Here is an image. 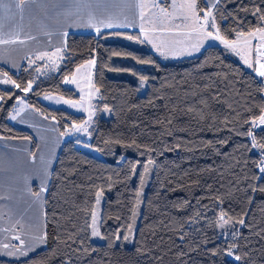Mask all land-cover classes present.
I'll use <instances>...</instances> for the list:
<instances>
[{"label": "trees", "instance_id": "trees-1", "mask_svg": "<svg viewBox=\"0 0 264 264\" xmlns=\"http://www.w3.org/2000/svg\"><path fill=\"white\" fill-rule=\"evenodd\" d=\"M197 4L198 10L209 8L204 0ZM163 6L169 8L170 0ZM257 6L264 10L262 0H220L213 9L220 35L233 40V29L247 32L264 26L243 10ZM92 59V81L99 91L91 135L82 141L100 149L102 157L77 147L81 140L75 134L63 136L45 195L47 243L23 259L0 258V264H264V192L259 190L264 179H253L264 174L253 163L260 150L252 149L245 134L251 126L244 123L264 106V84L226 47L209 45L197 55L170 59L153 51L139 30L70 32L57 70L40 73L43 62L33 58L18 71L0 64L22 86L34 81L27 93L0 85V94L11 96L0 103V137L30 138L35 145L33 134L10 120L17 97L54 120L61 133L71 122L85 121L84 114L46 104L42 97L78 98L64 79ZM115 69L148 77L145 92L139 93L138 82L111 76ZM105 107L111 111L108 118L102 116ZM201 110L205 119L199 118ZM254 131L257 141L264 142L261 129ZM110 139L122 143L106 145ZM133 141L140 147L123 146ZM209 141L211 148L206 147ZM142 179L148 186L137 214ZM101 189L100 232L109 239L97 243L88 224ZM221 211L245 220L247 226L236 225L235 240L232 230L225 236L216 223ZM136 217L133 244H115L114 235H128ZM233 243L240 261L223 252L212 254Z\"/></svg>", "mask_w": 264, "mask_h": 264}, {"label": "snow or ice", "instance_id": "snow-or-ice-1", "mask_svg": "<svg viewBox=\"0 0 264 264\" xmlns=\"http://www.w3.org/2000/svg\"><path fill=\"white\" fill-rule=\"evenodd\" d=\"M93 2H100V0H0V11L6 10L9 13L8 20H9V28L8 31H5V26L3 23H0V46L2 45H15V44H23L25 43V40L20 39L21 32L23 31V28L21 26H16L15 28L12 27V24L15 23L17 17L19 19L24 18V11H25V5L26 4H38V5H48L51 4L52 8L51 11H54L59 8H63L64 5H80L85 4L89 7ZM112 2H115V0H112ZM126 4V6L131 11L132 15L139 19L140 21V30L143 33L144 37H147L149 41H152L155 44L156 50L160 52L162 55H184L188 54L191 55L195 52L200 51L201 47L204 44L205 40H219L221 41L227 49L232 50L237 55H242L243 52H247V56H242L244 63L247 64L249 67H252L253 61L249 59V56H252L255 54V56L258 58V61H264V26L257 27L254 29H250L247 32L244 31H236L233 29V32L236 36V39L228 40L225 39L220 35V29L218 28L216 24V16L213 12V9H216L218 7V4L220 0H204L205 3H209L210 7L205 9H199L198 10V4L197 0H185L184 3H181L178 8L180 11V16L178 17L181 21H188L189 24L183 25L186 28H189L190 30L184 33L186 42L183 43V47H181L178 50H173L171 48H166L162 44H156L155 41L152 39V36L150 34L151 32L156 31H171L173 28L180 29L181 25L175 24L174 21L177 17H175L174 12H170L167 8L163 6L165 0H151V3L146 2V0H122ZM264 2V0H262ZM172 8L175 10L177 8L176 0H172ZM146 9L149 11L146 13ZM246 13L251 14L254 18H259V22L261 24H264V10H262L259 6L255 7L254 10L244 8L243 9ZM79 12V8L77 7L76 12L66 10L63 14L65 17L76 15ZM201 13H203L201 15ZM60 12H55L56 16H59ZM226 19V17H222ZM118 17L115 16H108L106 19H98L95 14H93L91 11L88 12L87 15V21L83 25L84 27H89L95 30L96 33H100L101 29H111L114 26V21L117 20ZM125 20H127V16L124 17ZM148 20L149 23L153 24V27L151 30L146 29L144 27L145 21ZM158 23V27H157ZM80 26V25H75ZM127 27L131 28L135 26V23H127ZM211 29V30H209ZM46 35L49 33H45ZM63 35H67V33H63ZM129 39H133V37H128ZM193 38L194 42H193ZM26 39L33 40L35 37H32L31 35H27ZM136 39H140V37H136ZM256 41L255 44L252 42ZM141 42H145L144 40H141ZM62 49H56V53H60ZM39 60H46L48 58V54L45 53L44 55H39L37 57ZM62 58V57H61ZM5 57L3 55H0V60H4ZM35 61H29V64H33ZM89 66L95 65V59H92L87 62ZM140 63H151V61L148 60H141ZM12 67H17L15 63L12 64ZM82 67V66H81ZM39 71V69H37ZM77 71H79V67L77 68ZM256 74L264 78V62H260L259 66L255 69ZM140 83L143 85L147 80L148 77L146 76H140ZM34 81H26L23 86L20 83H17L16 80L12 79L7 72H5L2 68H0V85H8L11 88L19 89L21 92L27 93L28 91L32 90ZM64 83L70 84V85H77L78 81L76 80L75 76L73 75L71 78H65ZM94 87V86H93ZM97 92L99 89H95ZM261 92H264V87L260 88ZM88 101H85L84 96H81V99L79 101H71L66 100L64 103L71 105L74 108H81L84 111L88 112V119L83 121L82 123H75L71 122L70 128H68L66 131L60 133L61 136H71L73 133L78 132H84L88 135H91L89 132V127L92 124V116L94 115V112L91 111V93L88 94ZM11 96L7 94H0V103L6 102L7 99H10ZM46 99H57V102L59 101V98H54L52 96H47ZM23 98L17 97V102L22 103ZM203 103V102H202ZM88 105L87 107L85 105ZM23 110V109H21ZM13 111H16L14 108ZM191 111V109H190ZM251 111V109H249ZM17 115H19V112H17ZM200 119H205L206 117L203 114V110H201ZM11 119H16V116H12ZM171 123V121H169ZM244 123L249 124L251 126V130H249L247 133H245L247 136H249L250 143L252 146V149H259V160L253 161L255 166L257 167L258 171L262 174H264V142H258L255 135V129L259 128L261 129V132L264 133V106L259 107V115L253 116L250 120H245ZM225 125H227V120L225 121ZM106 145H111L113 143L115 144H121L122 142L120 140H106L104 141ZM124 147H136L139 148L140 146L135 144L133 141L130 144H124ZM147 151H154V149L150 148L149 146H144ZM176 147H180V144H177ZM206 147H213L212 142L209 141L206 145ZM98 151L100 149H97ZM171 150V149H169ZM251 150V149H250ZM143 155V153H141ZM29 156L31 158L30 162L33 164L37 163V158L34 154L29 153ZM123 160L124 157H121ZM149 164L154 163L153 161L149 160ZM51 160L45 159L44 156L39 157V164L36 168V171L34 173L35 178H37L40 181V191L39 192H33L31 187H27V194L30 199L33 200V202H38L41 198V194L46 191V184L47 180L49 178ZM136 164H139L137 161ZM145 171H148L147 165H144ZM132 173L135 174V165H133V168L131 169ZM253 179H264V176H254ZM31 180V177L26 178V184H29ZM141 185H143V179L141 180ZM260 191L264 192V188L259 189ZM103 194V189L98 191L96 193V204L98 205L100 202V196ZM91 222L88 224V228L90 230L91 237L99 238L101 240H107L108 237H105L101 234L99 231V225L97 223V214L95 212H92L91 214ZM246 215V214H245ZM17 224H20V221L18 220L16 222ZM217 225L221 229H227L232 230V236L235 240V237L237 233L234 231L237 224L241 226H247L245 224V220L243 218L240 219H234L232 217H228L227 214L223 211L219 213V216L216 221ZM21 229H23V225H20ZM16 241H18L17 245H9V244H0V254L14 257V256H27L30 251H34L36 247L45 245L47 243V233L43 232L40 234H34L28 236V244L25 246V240L21 239L19 235L15 237ZM58 239V238H57ZM69 239H72L71 236H69ZM113 239L120 240L121 237L117 233L114 235ZM130 239L129 235L123 236V240L128 241ZM183 239V237H181ZM209 241L205 240L204 243H208ZM64 243H67V241H64ZM82 243V241H81ZM238 248V244L233 243L229 245L225 250H219L214 249L212 250V254L216 255L218 252H223V254H226L229 257H233L236 261H240L242 257L240 255H235V249ZM84 251H87L85 249Z\"/></svg>", "mask_w": 264, "mask_h": 264}, {"label": "crops", "instance_id": "crops-1", "mask_svg": "<svg viewBox=\"0 0 264 264\" xmlns=\"http://www.w3.org/2000/svg\"><path fill=\"white\" fill-rule=\"evenodd\" d=\"M77 7L79 8V12L76 15L66 18L63 14L66 10L76 12ZM51 8V4L25 5V11L23 14L24 18L21 20L17 17L15 23L12 24V27L14 28L16 26H21L23 28L20 39L25 40V43L0 46V55L5 57L4 60H0V64L11 70H17L18 68H21L24 61L28 58H33L35 61L43 62L40 64V71L51 72L52 69L51 71L48 70L52 67L57 70L63 58L66 38L70 32L82 33L88 31L96 34L94 29L89 27L85 28L83 26L84 22L82 20L80 21V16L82 17L85 14V4H66L63 8L55 10V12L61 13L59 16H56L55 12L50 10ZM127 9L128 7L125 3L122 6V9H119L117 0H115V2H112V0H100V2L95 3L94 9L91 12L95 14L98 19H106L110 15L118 17V19L114 21L116 26L111 29L124 28L127 27V23L137 21L134 27H127V29H135L141 32L138 23L139 19H134V16H129V18L127 17V20L124 19V17L128 15ZM8 16L9 13L6 10L0 11V23L4 24L5 31H8L9 28L10 22L8 20ZM178 17L174 21L175 24H180L182 22ZM77 24L80 26H75ZM101 30L105 29L102 28ZM183 31V29H176L174 31H163V34L185 33ZM45 33L49 34L46 35ZM63 33H67V35L65 36ZM141 34L150 45V42L143 36L142 32ZM27 35H31L32 37H35V39H26ZM169 38L171 37H168V35L165 37L163 35L162 38L159 39L158 44H162L166 48L171 46L170 48L175 50L173 44L175 41L179 40L177 37H175L176 39ZM218 42L220 43V46L225 47L221 41L218 40ZM252 43L255 44L256 41H253ZM56 49H62V51L60 53H56ZM45 53L48 54V58L46 60H39L37 58L39 55H44ZM157 53L160 56H163L160 52L157 51ZM247 55L248 53L245 51L242 55L237 56L246 67L255 71L261 61H258L255 54L249 56V59L253 61L252 67H249L244 63L242 58V56ZM13 63H15L17 67H12ZM93 67L94 65L90 68L91 76L93 73ZM22 109V121H18V123L15 124H17L16 126L26 130L29 129V131L33 134L35 145H33V142H29L30 138L0 137V244H9L10 246H18V241L15 239L17 235H19L21 239L25 240L26 246L29 242L28 236L41 233L42 230H44L45 195L49 185L51 172L57 158V153L60 151L64 141V137L60 135L61 132L55 122L41 116L36 113L35 110H31V108L29 110L26 106H22ZM26 118L33 120L35 123L26 122ZM42 146L45 147L43 149H39L36 154L37 149ZM29 153L36 156V164L30 162L31 158ZM41 155L44 156L45 159L50 157V175L47 180L46 191L41 194V198L38 202H33L27 194V187L30 186L33 192L40 191V181L35 178L34 173L38 167L39 157ZM17 158L20 160L17 161ZM29 177H31V183L29 182V184H26V187L24 188L22 182ZM18 220L20 221V224L16 223ZM20 225H23V229H21ZM0 258L7 257L6 255L0 254Z\"/></svg>", "mask_w": 264, "mask_h": 264}, {"label": "rangeland", "instance_id": "rangeland-1", "mask_svg": "<svg viewBox=\"0 0 264 264\" xmlns=\"http://www.w3.org/2000/svg\"><path fill=\"white\" fill-rule=\"evenodd\" d=\"M146 2L151 3V0H146ZM184 2H185V0H176L177 8L174 10L172 8V0H170V7L167 8V9L170 12H174L175 17H178V16H180V11H179L178 6L181 3H184ZM95 3L96 2H93L90 7L88 5H85V14L82 17L80 16V21L82 20L84 22V24L87 21L88 12L89 11H92L94 9ZM117 4L119 6V9H122V6L124 5V2H122V0H117ZM127 10H128L127 17L129 18V16H133L132 13H131V11L129 10V8ZM145 11L147 13L149 10L146 9ZM134 19H135V17H134ZM136 22H134V23H136ZM138 23H139V26H140V21H138ZM189 23L190 22H188V21H182L179 24V25H181V28L180 29H183L184 30L183 32L189 31L190 30L189 28H186V27L183 26V25L189 24ZM158 26L159 25L157 23V27ZM144 27L147 28V29H149V30H151L152 27H153V24L152 23H149L148 20H146L145 23H144ZM85 28H87V27H85ZM114 29H127V27H124V28H114ZM174 30H176V29L173 28L171 31H174ZM82 33H90V32L85 31V32H82ZM150 34H151L152 39L155 41L156 44H158L159 39L162 38L163 35L165 37H167V35H168V37H171L169 39H172V38L173 39H176L175 37H177L179 41H175V43L173 44V47H174L175 50H178V49H180L181 47L184 46L182 42H186L184 33H177V34L169 33V34L166 35V33L163 34V32L156 31V32H150ZM146 39L148 40L147 37H146ZM194 39L195 38H193V42H194ZM149 42H150L151 49L157 53L155 44L152 41H149ZM219 44L220 43L218 42V40H205L203 46L200 49V51L195 52V53H193L191 55H188V54H184V55H167V56L166 55H163L162 57L163 58H170V59H181V58H185V57H191V56L197 55L198 53H200L204 48H206L209 45H219ZM170 47L171 46H169V48ZM81 66H79V71H77V69H76L75 72H74V74H73L75 76L76 80L78 81V86L77 85H70V84H66L65 83L67 86H70V87H72V88H74L76 90V92L79 94V97L78 98H75V99H66V98H64V97H62L60 95H57V94H45V95H43L42 100L46 104H49V105H52V106H57V107H65L68 110L73 111L74 113L84 114L85 117H86L85 120H87L88 119V112L87 111H84L81 108H74L71 105L64 103V101H66V100L79 101L81 99V96H84L85 101H88V99H89L88 94L91 93L90 103H91V106L92 107H91L90 110L93 111L94 112V115H95L96 108H95L94 101L98 98V92L95 90L97 88L93 85L92 76L90 74V68H91V66H89L87 62L85 64L81 65ZM19 69L20 68H18L17 70H13V71H18ZM51 69H52V71L55 70V68L52 67L48 71H51ZM40 73H43V72L40 71ZM110 75L113 76V77H126V78H129V79H131V80H133L135 82H138L140 84L139 93H141V94L145 92L146 87H147V84H148V82L146 81L143 85H141L139 77L142 76V75L136 74V73H134L132 71H123L122 72V71H119V70L115 69V70H111L110 71ZM71 77H69V78H71ZM4 86L10 87L8 85H4ZM47 96H52L54 98H59V101L60 102H57V99H51V100L46 99ZM22 106H26L30 110V107L26 104V102H25L24 99H23L22 103H18L17 102L16 105H15L16 111H13L12 114H11V116H10V120L14 124L15 123H18V121H22V118H21V112H22L21 109H22ZM85 106L87 107L88 105L86 104ZM17 112H19V115H17ZM94 115L92 116V122H93ZM12 116H16V119H11ZM102 116L107 117V118L111 116V111H110V109L108 107L103 108V110H102ZM25 121L26 122H29V123L30 122L31 123H35L33 120H31L29 118H26ZM52 121L55 122L54 120H52ZM15 125H17V124H15ZM91 126H92V124H91ZM91 126L89 127V130H90ZM73 134H75V137H77V138H79L81 140V141H78L76 143L77 144V147H79L80 149H83V150H85V151H87V152H89L91 154H94L97 157H102V153L100 151H98L96 148L91 147L85 141H82V140H88L89 135L87 133L78 132V133H73ZM29 142H32V140L30 139ZM44 147L45 146H42V147L38 148L36 154L38 153V150L39 149H43ZM58 153H57V155H58ZM48 159H50V157H48ZM18 160H20V159L17 158V161ZM148 171H149V169H148ZM30 183H31V181H30ZM22 185H23L24 188L26 187V180L22 182ZM147 186H148V181H146L144 183L143 187L139 191L138 200H137V208H136V213L137 214H140V212H141V208H142V204H143V200H144V196H145V193H146ZM103 203H104V195L102 194L100 196V202H99L98 205L96 204V201H95V206H94V210H93V212H95L97 214V223L99 225V231H100V221H101V217H102ZM137 221H138V217H136V219L134 221V224L135 225L133 224L134 226L132 227L131 231L128 234L129 237H130V239L128 241H125V240H123V238H121L120 240H115V244L122 243V244H124L126 246H131L133 244V238H134V234H135V231H136ZM219 229L222 231V233L225 236L231 234V232H229V230H227V229H221V228H219ZM43 232H45V228H44V230H42L41 233H43ZM38 234H40V233H38ZM91 239H92V241L97 242V243H103L105 241V240H101L99 238H94V237H91ZM45 245L38 246L34 251H30L27 256H14V257L6 256V257H7V259H23V258H26L29 255L35 253L36 251H39V250L43 249L45 247Z\"/></svg>", "mask_w": 264, "mask_h": 264}, {"label": "built area", "instance_id": "built-area-1", "mask_svg": "<svg viewBox=\"0 0 264 264\" xmlns=\"http://www.w3.org/2000/svg\"><path fill=\"white\" fill-rule=\"evenodd\" d=\"M261 62H264V61H261ZM260 79L262 80L263 84H264V78H261ZM263 95H264V92H263Z\"/></svg>", "mask_w": 264, "mask_h": 264}]
</instances>
